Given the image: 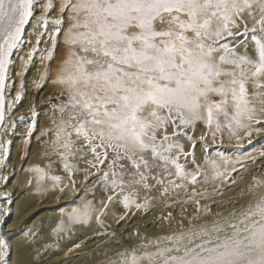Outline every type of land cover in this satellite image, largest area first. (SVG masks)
<instances>
[{
	"label": "snow or ice",
	"instance_id": "6c2138e0",
	"mask_svg": "<svg viewBox=\"0 0 264 264\" xmlns=\"http://www.w3.org/2000/svg\"><path fill=\"white\" fill-rule=\"evenodd\" d=\"M44 36L31 83L54 92L35 137L46 164L8 188L11 114ZM0 168V264H40L42 250L70 264L84 248L93 264H264V0H0ZM28 196L72 197L45 217L57 242L43 249L12 207ZM132 218L167 228L149 236L121 224Z\"/></svg>",
	"mask_w": 264,
	"mask_h": 264
},
{
	"label": "bare ground",
	"instance_id": "6f19581e",
	"mask_svg": "<svg viewBox=\"0 0 264 264\" xmlns=\"http://www.w3.org/2000/svg\"><path fill=\"white\" fill-rule=\"evenodd\" d=\"M38 13V12H37ZM28 27L30 26L29 29H31V22L29 25H27ZM28 29V28H27ZM28 29V30H29ZM27 32V30H26ZM26 75V80H25V87L27 89V91L29 92L28 95L23 98L24 94L22 95V99L17 102L16 107L14 108L13 113H15V115L12 117V121L19 125L18 128H16V131L19 132V134L21 135H25L26 133V128H27V124L29 123V121L31 119H29L28 117L30 116H26L29 115V109L34 105L35 108L37 109V106H39V126L40 129L44 128L46 126V121H48V116L51 113V110H46L45 107L43 106V99L44 98H50L51 97V91H52V86L51 84H48L46 90L47 92L44 93V95L40 98V99H36L37 95H38V90L33 86V84L31 83L32 80L34 79H38V74L37 71L36 72H31L28 74L25 73ZM16 76V75H15ZM25 77V76H24ZM16 81H17V88L19 86V81L20 78L19 77H15ZM14 90V89H13ZM7 97L10 96V93L8 92ZM15 96V94L10 98L13 99ZM50 109V108H49ZM20 116H25L24 118L26 119L23 123L20 121L19 117ZM27 125V126H25ZM23 128V129H22ZM199 131V129H198ZM11 138L13 139L14 136H11ZM16 138V137H15ZM18 141V140H17ZM15 142V141H14ZM36 144L37 143H33L32 147H31V152L32 155H30V158L27 160L26 164H23V161L21 160V146H22V141L17 142L16 143V147H15V151L14 153H12L10 155V158L8 161H10V166L12 167V170L14 171V178H11L9 180V182H11L12 180H14L13 185L17 184V183H21L24 182L26 180H28L29 178L33 179V182H35V174H31L28 173L27 171L23 170V175L22 178H19V169L21 168L22 164L25 166L24 169H26L28 167L29 164H39L41 167H44L46 164L45 160H42L37 154H36ZM6 161V163L8 162ZM23 167V166H22ZM255 167V166H253ZM2 170V171H1ZM58 170V169H57ZM1 174H5L6 173V169L0 168ZM250 179V177L248 178ZM11 185V184H10ZM13 185L11 186H6L8 188H12ZM243 186V185H242ZM66 198H71V196L66 197ZM89 199L91 198V196L88 197ZM41 199V197L38 196H28L25 197L24 200L20 201V205L17 207V205L14 204V208L17 209V213H18V217L21 221V223H25L27 222V227H32L33 224H35L37 227H39L40 232L38 233V236L36 238V243L34 245V247L36 248H41L43 249V245L46 243H56L57 242V237L54 236L52 234V227L55 226L54 223H52L51 225H49L48 221L45 219V217H53L56 216L59 212V210H57L56 208L49 210L48 211H42V208H45L46 206L49 205H54L55 202L50 200V199H45L43 204L38 203V201ZM13 207V206H12ZM53 207V206H52ZM39 210L40 215L35 219V220H30V217L32 216V214L36 211ZM44 210V209H43ZM189 211H192V209H190ZM159 213V209H155L152 213H150L147 217H145V220L147 221H151L155 218V216ZM16 216L13 217H9L8 222L10 220L16 219ZM41 220H44V223H41ZM108 223H111V228H114L115 231H117L118 229V236L120 234L121 231V226L117 225L116 223H114L112 221V217L111 214L109 215L108 220L106 221V225ZM130 223H134L131 228L136 227L137 225L140 226V230L142 232H147L149 236H155L158 235L162 230H166L167 225L164 226V229H160V228H156L151 226V224H148L149 228L145 229L146 224L144 222V220H141L139 218H132L130 220H128V222L125 224L124 222H121V224L128 228V225ZM26 230V229H24ZM78 234H79V230H77ZM21 235V232L19 229H17L16 231L13 232V235L11 237H9V239L15 240L17 238H19V236ZM43 236V239H40L39 237ZM89 236H91V232H89ZM80 238H83L82 236ZM62 246H65V242L64 241H60ZM127 243L129 245L131 244H135V243H139L138 239H133V240H129L127 241ZM70 246V245H68ZM92 251L91 248H84L83 251H78V253L76 255L73 256V258L70 261V264H80L81 261L83 262L82 264H91L93 261H97V260H101L103 259V257H96L93 256L92 258L88 259V257L86 256V253ZM41 256L42 257H47V259H41L40 264H56V261L58 259H64L63 253L62 252H56L55 250H49L47 252L45 251H41ZM84 258H87L88 260H84Z\"/></svg>",
	"mask_w": 264,
	"mask_h": 264
},
{
	"label": "rangeland",
	"instance_id": "374dc122",
	"mask_svg": "<svg viewBox=\"0 0 264 264\" xmlns=\"http://www.w3.org/2000/svg\"><path fill=\"white\" fill-rule=\"evenodd\" d=\"M45 2H46V0H45ZM56 2L58 3V0H56ZM37 15H39V12L37 13ZM30 28V26L28 27V26H26V30H27V32H25V37H24V39H27L28 38V33L29 32H31V29H28ZM47 41V36H44L43 38H42V42H41V44H40V46H39V48H38V52H37V54L33 57V64L32 65H30V67H29V70H28V74L29 73H31V72H36L37 71V69L38 68H40L41 67V65H40V63H39V55H40V50H42L44 47H45V42ZM27 50V45H22V47H21V49L19 50V53L18 54H16V53H14V55H13V60L16 62V65H14L13 66V69H12V80H11V82L13 83V89H12V91H10L9 93H10V96L9 97H7L8 99H10L14 94H15V91H16V88H17V81H16V76H15V73H16V71H18L19 69H18V63H19V56L20 55H23L24 53H25V51ZM46 63H48V62H46ZM27 78H26V75H25V77H24V80H26ZM48 84H50V83H47V84H45L40 90H38V95H37V100L38 99H40L43 95H44V93L45 92H47V90H46V88H47V86H48ZM19 87V86H18ZM28 91H27V89H26V87H25V90H24V96H23V98L25 97V95L27 96L28 95ZM51 93V97L50 98H52V97H54V92H53V89H52V91L50 92ZM49 100V98L47 99V98H44L43 99V106H46L45 107V109L47 110H51V105L50 104H48L47 103V101ZM39 106L40 105H38L37 106V109H36V111H37V115L35 116V117H32V116H30V115H26V116H30V117H28L29 119H31L30 121H29V123L28 124H30L31 122H32V120L33 119H35L36 121H37V129H36V131L34 132V134H33V137H32V139H31V144H30V149H31V147H32V145H33V143H37V141H36V139H35V137L36 136H38L39 135V132H40V126H39V121H38V119H39V114H40V109H39ZM50 108V109H49ZM15 115V113H13V114H11V117H13ZM51 115V113L49 114V116ZM49 116H48V121H46V126L49 124ZM23 117H25V116H23ZM26 119L24 118L23 120H21L20 119V121L23 123L24 121H25ZM27 124V125H28ZM27 125H25V126H27ZM19 127V125H18V123L16 124V128H18ZM23 129V128H22ZM10 136H11V134H10ZM23 136L24 135H21V134H19V132H15V135H14V138H13V144H12V146H11V154L12 153H14V151H15V147H16V143L17 142H20V141H22V138H23ZM16 137V138H15ZM44 139H47V137H44ZM18 140V141H17ZM15 141V142H14ZM234 143V142H233ZM254 143H255V141H254ZM248 147H251V146H248ZM31 151V150H30ZM10 154V155H11ZM30 158V156L29 157H27V158H25V160H26V162H27V160ZM26 162H24L23 161V164L25 165L26 164ZM7 164H10V161H8L7 162ZM22 164V166H21V168L19 169V178L21 179L22 178V175H23V169H24V165ZM58 169V170H57ZM2 171V170H1ZM1 171H0V174H1ZM56 171L57 172H59L60 171V169L57 167L56 168ZM13 182H14V180H12L11 182H8V184H7V186H11V185H13ZM11 184V185H10ZM227 195H232V193H227ZM224 197H218L217 199H223ZM71 199H72V197L71 198H65L64 199V201H62L60 204H57V203H55L54 205H49V206H46L45 208H42V211L44 212V211H48V209L49 210H52V209H54V208H56L57 210H59V208L60 207H69V205H70V201H71ZM77 202H79V197H77ZM53 206V207H52ZM13 207H14V205H13ZM44 209V210H43ZM190 209H188V211H189ZM177 211V213L180 211V209H177L176 210ZM9 224H11L12 223V220H10L9 222H8ZM134 223H130L129 225H128V228H131V226L133 225ZM149 228V226L148 225H146V227H145V229H148ZM113 230H115L114 228H110L109 229V231H113ZM119 230V229H118ZM117 230V235H118V231ZM136 244V243H135ZM101 258H102V256H100ZM73 258V257H72ZM89 259V258H88ZM87 258H84V260L86 261V260H88ZM83 262L81 261V263L80 264H82ZM91 264H93V262L91 263Z\"/></svg>",
	"mask_w": 264,
	"mask_h": 264
}]
</instances>
